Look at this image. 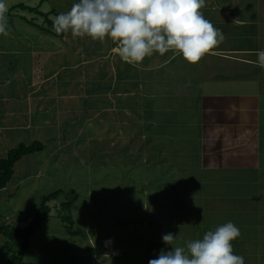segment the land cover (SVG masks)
Instances as JSON below:
<instances>
[{"label":"crops","instance_id":"1","mask_svg":"<svg viewBox=\"0 0 264 264\" xmlns=\"http://www.w3.org/2000/svg\"><path fill=\"white\" fill-rule=\"evenodd\" d=\"M201 11L220 29L224 39L196 63L186 61L174 51L163 56L154 53L140 63H127L118 55V43L111 39L69 37L70 44L66 45L62 40L65 37H57L62 46L41 58L42 64L38 65L39 57L45 53H32V67L25 74L32 76L28 87L23 83L22 73L25 72L20 68L21 62L15 70L11 66L15 62L11 56L18 57L22 52L12 48V39L3 38L6 44L5 41L0 44V71L10 70L11 76L0 80V136L12 129L30 131L41 120L45 125L52 124L61 130L62 124H68L70 120L64 127L65 130H77L74 138L66 136L54 141L67 147L81 142L80 131L87 123L90 126L91 120L98 119L102 122L98 126L102 145L99 168H105L103 175L108 173L106 167L109 165L112 169L115 167L116 172L135 171L143 175L138 192L144 199L136 204L144 214L153 211L149 219H137V228L144 232L151 226L152 218L160 214L161 208L164 211L170 209V214L189 210L188 216L195 224L193 236L191 229L187 231L188 235L186 230H180L176 232L178 243L173 242L175 246H184L187 237L189 241L201 239L207 231L231 221L240 230V236L233 241L234 253L243 256L245 264H264V62L258 59V53L264 51V0H205ZM89 40L95 43H89ZM91 46L98 49L92 56L84 52ZM77 56L79 61L75 62ZM61 58L66 65H61ZM54 62L59 66L51 73L49 68ZM66 70L68 75L78 76L74 82L81 86L74 84L73 88L62 89L54 85L44 89L47 82L54 84L56 76ZM77 71L80 73L76 75ZM97 79L96 91L74 90L75 86L82 89L88 80ZM69 83L68 80V86ZM21 84L26 86L25 90L19 88ZM31 92L32 97L29 96ZM10 94L27 104L25 114L16 108L7 111V106L2 107L3 103H8ZM90 98L99 105L95 119L83 114ZM32 103L35 104L33 114ZM75 109L78 115H84L80 117L81 126L77 125L80 120L73 113ZM4 119L14 125L4 126ZM114 126L126 128L118 134L116 142L111 141L108 131L106 134V129ZM89 139L84 138L82 142ZM113 156L117 158L116 164H112ZM122 159L126 162L120 163ZM168 178L178 181L169 186L180 187V191L165 188V195L151 198V206L149 193L158 185L164 190ZM116 194L114 199L121 198L115 201L119 203L123 191ZM106 196V193L99 195L96 201L89 202L91 207L94 206L91 210L93 219L90 222L86 219L84 232L90 234H85L83 239L89 246L91 264H98V259L99 264H148L149 259H155L160 253L163 242L154 249L142 236L139 241L133 239L134 252H118L108 248V245H114L117 237L99 234L97 219H94L99 211L102 210L99 225L104 231L106 225L115 222L110 217L113 212L124 215V210L116 205L107 207ZM89 211L86 209L87 215ZM74 221L72 217V226L66 227L71 232ZM116 223L122 224V221ZM92 225L94 229L90 228ZM159 225L157 222L153 227ZM152 233L156 234L155 231Z\"/></svg>","mask_w":264,"mask_h":264},{"label":"rangeland","instance_id":"2","mask_svg":"<svg viewBox=\"0 0 264 264\" xmlns=\"http://www.w3.org/2000/svg\"><path fill=\"white\" fill-rule=\"evenodd\" d=\"M41 1L42 0H5L8 7H11L14 4L18 3H23L26 6L30 7H36L40 4ZM76 2H78V0H43V3L42 5H40L39 10H41L42 12L55 10L56 14L49 17L51 20H53L59 13L67 12L68 10H70L71 6ZM15 12L18 15H22L27 19L32 20L37 25L48 28L43 22V19L38 16L28 14L27 12ZM6 18L8 24V34L6 36L0 35V44H3V42L5 41L3 38H5L6 40L12 39V48L19 49L22 52L18 57L11 56V59L15 60V62L11 63V66L15 70V68L18 67L19 62H21V66H19L25 72L22 73L23 83H26V86L28 87L32 76H28L29 74H25H27L32 67V53L35 51H42L45 53V55L43 54L44 56L39 57L40 59L38 65L42 64V62L40 61L41 58L47 57L46 55L50 54V51L53 53L57 51V48L59 46H62L61 39L57 38L55 35H48L39 32L37 28L30 27L29 25H26L25 23L19 21V19H10L9 17ZM61 37H65L62 40L66 45L70 44L69 37H71L72 39L78 38V36L74 37L70 31L63 33ZM83 38L87 39L88 37L83 36ZM88 42L95 43L91 40H89ZM101 44H103V42H101ZM61 50L62 49L60 48L59 51ZM67 50H69V47ZM97 51L98 49H92V46L89 47V49H84V52L87 54H91V56L94 55ZM61 59L63 60L61 61V65H66L67 63L64 62V59ZM52 61H54V59H52ZM67 61L70 62V59H68ZM78 61L79 57L77 56V58H75V62ZM58 66V63H52L49 68V72H56L55 70L58 68ZM68 72L69 71L67 70L66 72H60V76H56L54 84L53 81L47 82V84L45 85L46 87L44 86V89L53 88L54 85H57L62 89L73 88L74 84H77V82L74 81H77L76 78L78 76L68 75ZM79 73L80 72L77 71L76 75ZM31 74L34 75L33 71ZM10 76V70L0 71V80H5ZM68 80L70 82L69 86ZM64 81H66V85L64 84ZM77 85L81 86V84ZM26 86L24 84H21L19 88L25 90ZM98 86L99 79L93 81L88 80L85 87L81 89L75 86L76 88H74V90L76 89L83 92H93L96 91L95 87L98 88ZM4 88L13 89V87L10 86H5ZM37 88L38 87L35 86V89ZM32 93L33 92L29 93L30 97H32ZM93 100V98H90V100L86 102L87 111L83 114L90 115L92 119H95L96 116H94V114L99 113V105L95 104V102H92ZM5 106H7V111H10L9 108H12L13 110L14 108H16V111L21 110L23 114L26 113L25 107L27 106V104L25 102L22 103L21 100L17 99V97L15 96L12 97L11 94L8 97V103L2 104L3 108ZM30 106L33 114L35 104L32 103ZM73 113H76L78 115L76 109ZM0 114H2V112ZM6 114L8 115V113ZM83 114H79L78 118H76L77 120H80L77 124L78 126H81L82 124V120L80 117L84 116ZM127 114L125 116L129 117L130 114ZM36 115H38V113ZM5 117L8 116L5 115ZM52 117L53 116H51V118ZM41 121L42 122H40L39 124L41 127L37 125V122L34 121L37 126L34 125V127H32L30 131L18 132L15 129H12L11 132H5L4 134H2V136H0V158L4 157L8 150L16 147L21 142L30 144L32 141L36 140L41 142L45 146V148L40 153L25 156L15 164L14 174L10 182L7 184L6 191H4L3 193L0 192L1 223H5L10 227L25 228L39 207L41 199L40 197L52 193L53 191H60L58 194V198L55 201L48 203V206L51 210V217L45 220L41 224V226L36 229L30 236L29 244L24 256V261H34L44 264H91L90 258L88 257L89 246L87 241L85 242L83 239L85 234L87 236H89L90 234V232H84L86 222L87 220L90 222L93 219V216H91V210L94 208V206L91 207L89 205V202L96 201L99 195H104L105 193L107 195L106 197L108 198L107 201H109V203L106 204L107 207H114V205H116L118 206V209H122L121 211L124 210V215H122V212H120L119 215H117L116 212H113L114 214L110 215L111 220H115V222L106 225L105 231L103 230L102 225H99L100 219L102 217V210L98 212L99 215L97 216V218H94L97 219L96 223H98L97 227H99V234H105L112 238L117 237L116 241H114L113 246L108 245V248L111 250H115L118 252H121L122 250L134 252L136 250V247L134 245L135 242L133 241L135 239H138L137 241H139L142 236H144L145 243L150 244L154 249H157V246L155 245L160 242L162 243V235L164 234L173 233L174 236H176V232L180 230H186L185 234L188 235L189 232L187 231L191 229L190 231L193 236L192 230L195 229V224L194 221L188 216L190 215L189 210L187 212L185 211L184 213L178 211L176 213L170 214V209H165L164 211V209L161 210V208L159 210L160 214H157L158 216L152 218L154 220L151 221V226L145 229L144 232L142 231V228L136 227L135 223L137 219H141L143 217H147V219H149L151 217V211H153V209H151V211L148 210L146 214H144V212L139 207H137L136 204L138 200L142 203V200L144 199L142 193L140 195L138 192L141 185L140 183L143 180V175L140 174V172L137 173L135 171L129 172L127 174L126 172L121 173L123 170L116 172L117 169L115 167H113L112 169L110 165L106 167L108 172L105 174L106 176L103 175L102 170L105 168H99V150L102 149V145L100 143V129L98 126L100 125V120H91V122H89L91 123L90 126H88L87 123L85 125L87 127H84V129L80 131L79 140L81 142L67 147H63L64 144L62 142L58 144L54 141L55 139L57 141L58 138L60 139V137L66 138V136L74 138L77 130H73L72 128H68L67 130H65V127L68 126L70 120L67 121L68 124L66 122L62 124L65 127L62 126L61 130L55 129L54 127H52V124L45 125L43 120ZM2 122L3 125L7 127H12L14 125L13 124L11 126V122L8 121V119H4V121ZM128 122H131L130 118H128ZM17 123L22 124V122ZM116 123L117 122H115V124ZM126 124L127 123L125 122L124 126H126ZM116 127L118 126H114L113 129L109 130L106 129V134L108 131V136L112 139V142H116V140L118 139V134L120 132V134H122V132L126 131L124 130L126 129L125 127ZM4 131L6 130H3V132ZM87 137L91 139H89V141H87L86 143H83L82 139ZM112 145L113 143L111 144V146ZM85 155L88 157H86ZM112 159L114 160L112 164H116V156H113ZM119 162L125 163L126 160L122 159ZM37 172H40L39 175H36ZM166 177L167 176H165V178ZM175 183H178V181H176L174 178H168L167 184L165 186L162 185L164 187V190H160V188H158V185L152 191V195L149 193L150 199L148 202H150V205L152 206L153 203V200H151L152 197H161L163 194L165 195L167 190L180 191V187L172 188L169 186V184ZM165 188H167V190ZM132 189L135 191H131ZM121 190L123 191L122 201L116 203L115 201L121 200V198L114 199V197H116L118 195L116 193L121 192ZM66 201L71 202V207L68 213L75 218L72 232L66 229V225L68 226V224L61 222V217L64 212L63 210H60L59 205L61 202ZM121 204H123V206H121ZM94 205H96V203H94ZM86 209L90 210L88 215L86 214ZM114 216L117 217L114 218ZM120 221H122V224L116 223ZM129 221H131L132 224H128L130 223ZM157 222H159L160 227H153V224ZM89 225L90 223H88V228ZM129 225H131V229H129ZM90 228L94 229L95 227L92 225ZM146 231H148L147 234ZM153 231H155L156 234L152 233ZM189 239L190 238L187 237V242L189 241ZM156 240H158V242H156ZM5 241V238L0 235V247L4 245ZM182 241L185 242V239H183ZM174 242L178 243L176 240ZM7 245L10 246V249L14 251L20 250V240L10 242ZM138 247L141 248L139 243ZM4 249L6 248H0V264L2 262H6V260L1 255V252L5 251ZM162 249L170 251L171 246L161 244V250ZM99 262L100 259L97 260L98 264Z\"/></svg>","mask_w":264,"mask_h":264},{"label":"clouds","instance_id":"3","mask_svg":"<svg viewBox=\"0 0 264 264\" xmlns=\"http://www.w3.org/2000/svg\"><path fill=\"white\" fill-rule=\"evenodd\" d=\"M205 0H78L67 12L53 19L57 34L117 42L118 55L127 63H140L146 57L169 51L179 53L190 63L198 62L224 39L220 29L201 11ZM8 6L0 0V35L8 34ZM264 62V51L258 53ZM240 236L231 221L207 231L201 239L174 246L177 236L162 235L171 250H161L148 264H245L234 253L233 241ZM107 243H111L108 241Z\"/></svg>","mask_w":264,"mask_h":264},{"label":"trees","instance_id":"4","mask_svg":"<svg viewBox=\"0 0 264 264\" xmlns=\"http://www.w3.org/2000/svg\"><path fill=\"white\" fill-rule=\"evenodd\" d=\"M42 3L43 0L36 7L26 6L23 3L14 4L13 6L8 7L6 17H9L10 19H19V21L25 23L26 25L37 28L39 32L61 37L63 33L57 34L53 30V20L49 18L51 15H55L56 11L50 10L48 12H42L39 10ZM15 11H20L22 13L27 12L28 14H33L42 18L48 28L35 24L32 20H29L22 15H18ZM44 148L45 146L41 142L34 140L30 144L21 142L16 147L8 150L5 156L0 158V192L6 189L7 184L13 177L15 164L25 156L40 153ZM59 192L60 191H53L52 193L40 197L39 207L25 228L10 227L5 223L0 222V235L6 240L4 245L1 246L2 248H6L4 249V252H1V255L6 262H2L1 264H44L34 261H24V256L29 244L30 236L45 220L48 219L50 215L51 210L48 203L55 201L58 198ZM59 206L60 210H63L64 212L61 219L63 222L68 224V226H72V216L68 213L71 207V202H61ZM68 226L66 225V227ZM16 240H20V250L14 251L10 249V246L7 244Z\"/></svg>","mask_w":264,"mask_h":264}]
</instances>
